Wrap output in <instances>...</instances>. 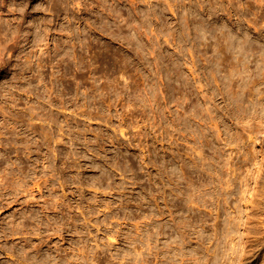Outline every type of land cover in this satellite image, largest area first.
Masks as SVG:
<instances>
[{
	"label": "rangeland",
	"instance_id": "obj_1",
	"mask_svg": "<svg viewBox=\"0 0 264 264\" xmlns=\"http://www.w3.org/2000/svg\"><path fill=\"white\" fill-rule=\"evenodd\" d=\"M245 38L264 50V0H0V127L21 130L0 137V264H212L215 244L244 264L264 228V60L245 69Z\"/></svg>",
	"mask_w": 264,
	"mask_h": 264
},
{
	"label": "bare ground",
	"instance_id": "obj_2",
	"mask_svg": "<svg viewBox=\"0 0 264 264\" xmlns=\"http://www.w3.org/2000/svg\"><path fill=\"white\" fill-rule=\"evenodd\" d=\"M18 39H19V38H17L16 41H18ZM64 40H65V39H64ZM66 40H67V39H66ZM18 43H19V42H18ZM58 44L60 45V43H58ZM58 44H57V45H58ZM59 45H58V46H59ZM62 45H63V44H62ZM65 45H66V44H65ZM241 46L245 49V50H244V59H245L244 67H245V69H247L248 71H250L249 67H251L252 63L254 62L253 58H248L249 55H250V56H255V57H256V56H259L258 60H259V59H261V61L264 60V50L261 49V48H259V49L257 50V49L255 48V45H254V40H251V39L249 40V38H245V39H244V42L241 44ZM258 46H259V44H258ZM59 47H60V46H59ZM65 47H66V46H65ZM65 47L61 50V52L58 51V52H60V53L62 54V56H63V54H64L63 58H65V57H66L65 54L68 53V51H67V49H66ZM257 52H258V54H257ZM56 53H57V52H56ZM56 53H55V54H56ZM60 53H57V54L59 55ZM69 53H70V52H69ZM52 55H53V54H52ZM242 55H243V52H242ZM242 55H239V58H240ZM74 57L76 58V57H77V54H76V56H74ZM63 58H62L63 61L66 60V58H65V59H63ZM58 59H60V58H58ZM60 60H61V59H60ZM60 62H61V61H60ZM261 63H263V62H261ZM261 63H259V64H261ZM64 67H66V64L64 65ZM66 70H67V69H65V73H64V74L68 73ZM66 75H67V74H66ZM66 75H65V76H66ZM62 77H64V76H62ZM62 77H61V78H62ZM61 81L64 82L63 79H62ZM13 86H14V85H12V87H13ZM27 86H28V85H27ZM3 87H4L3 85H2V86L0 85V90H2ZM5 87H6V86H5ZM28 87H29V86H28ZM247 87H249V86H247ZM23 89L28 90V91L33 90V89H31V88L28 89L27 87H26V88H23ZM237 99H238V98H237ZM237 99H235L236 104H237L239 101L241 102V103L239 102L240 105H241V104H244V101H243L244 99H243V100H239V101H238ZM240 99H241V98H240ZM237 101H238V102H237ZM245 102H246V101H245ZM239 103L237 104L238 106H239ZM242 106H243V105H242ZM35 107H36V105L32 108V111L30 112V116H29V119H30V120H32V118H33V116H34V108H35ZM234 114H235V113H234ZM234 114H233V116H234ZM237 114H238V113H237ZM237 114L235 115V117L237 116ZM229 116H230V115H229ZM240 116H241V115H240ZM211 117H213L212 119H214V115L211 116ZM216 117H217V115H216ZM231 117H232V116H231ZM241 117H242V116H241ZM13 118H14L13 121H15L16 117H13ZM217 118H218V117H217ZM212 119H210V120H212ZM232 119H234V118H232ZM9 120H10V118L7 119V118L5 117V122H6V123H7ZM22 120H24V117H22ZM237 120H238V118H237ZM240 120H243V119L241 118ZM218 121H219V120H218ZM218 121H217L216 119L213 120L212 123L214 124V126L211 124V126L213 127L212 130L214 129V127H215L214 130H216V127L219 125V124H218ZM235 121H236V120H235ZM243 121H244V120H243ZM236 122H237V121H236ZM32 123H33V122H29V124H32ZM250 124H251V123H250ZM252 124H253V123H252ZM252 124H251V125H252ZM258 124H259V123H257L256 125H258ZM256 125H255V126H256ZM245 126H246V125H245ZM247 126H248V125H247ZM255 126H254V127H255ZM18 127H19V126H18ZM219 127H220V125H219ZM248 127H249V126H248ZM257 127H258V126H256V128H257ZM4 128H6L7 130L5 131L2 127H0V137H2V134H3V133H7L8 131H9V132L11 131L12 134H16V136L14 137V139L17 140V139L19 138V135H20V133H21V130H20V129H19V130L17 129V124H16V123H14V127H12V129H10L8 125H7V126H4ZM250 128H252V126H250ZM256 128L252 129V131H251V136H253V133H252V132H256ZM217 129H218L219 132H220L221 128H218V127H217ZM258 129L260 130V124H259V128H257V131H259ZM244 130H245L246 132H248L250 129L248 128V130H247V129H244ZM51 131H52V130H51ZM51 131H49V132L47 131L46 136H48V134H51L50 136H53V133H52ZM214 132H215V131H214ZM216 132H218V131H216ZM244 133H245V132H244ZM215 134H216L217 137H218V134H217V133H215ZM215 134H212V135L214 136ZM216 135H215V136H216ZM220 135H221V134H219V137H220ZM3 136H4V135H3ZM217 137L215 138V140L217 139ZM7 138H8V137H7ZM221 138L223 139V137H221ZM229 138L231 139V137H229ZM27 139H28V138H27ZM27 139H26V140H27ZM224 139H225V138H224ZM230 139H229V141H230ZM29 140H30V139H29ZM29 140H28V141H29ZM213 140H214V139H213ZM227 140H228V138H227ZM227 140H226V139L224 140V141L226 142V143H224V144H227ZM1 142H2V140H1ZM19 142H22V141H19ZM214 142H215V141H214ZM26 143H27V142H26ZM231 143H232V142H231ZM231 143L229 142V144H231ZM229 144H227V145H229ZM231 145H232V144H231ZM245 145H247V144L245 143ZM243 146H244V145H243ZM243 146H242V148H244ZM247 146H249L248 148H250V145H247ZM246 148H247V147H246ZM248 148H247V149H248ZM223 149L225 150V148H223ZM223 149H220V150H222L221 153L218 152L217 154L213 151V152H212V155H213V153H214V155H216V156H217L218 154H221L222 157H223V156L225 157V153H224ZM240 149H241V148H240ZM240 149H239V152H241ZM244 149H245V148H244ZM244 149H243L242 152H244ZM250 149H252V148H250ZM250 149H249L248 151H250ZM245 151H246V150H245ZM248 151H246L245 154L248 153ZM251 151H254V150L252 149ZM216 152H217V151H216ZM226 152H227V151H226ZM2 153H3V152H2ZM251 153H252V152H249V154H251ZM5 154H6V153H5ZM5 154H4V155H5ZM212 155H211L210 157H212L211 159L214 160V158H213ZM227 155H228V154H227ZM227 155H226V156H227ZM231 155H232V154H231ZM246 155H247V154H246ZM251 155H252V154H251ZM221 156H220V157H221ZM229 156H230V152H229ZM248 156H249V155H248ZM248 156H247V157H248ZM222 157H221V159H222ZM252 157H253V156H251V159H252ZM225 158H226V157H225ZM229 158H231V157H228V159H229ZM249 158H250V157H248V159H249ZM8 159H9V158H8ZM215 159H216V158H215ZM242 159H245L243 162H245L244 165H247V166L249 165L248 163H250V162L253 163V160H254V159H253V160H250V159H249V161H248V159H246V158H244V157H243ZM242 159H241V161H242ZM216 160H218V162L220 161L219 159H216ZM225 160H226L225 162H223L224 160H223V161L221 160V164H222V162H223L222 165H224V166H225L224 163H226V164L228 163L227 159H225ZM230 160H231V159H230ZM246 160H247L248 162H247ZM214 161H215V160H214ZM214 161H212V162H214ZM241 161L239 162L240 165H238V162H236V164H237V165H236V166H237V169H238V166H239V167L241 166L240 168L243 167V166H242L243 164H241V163H243V162H241ZM216 162H217V161H215V163H216ZM215 163L213 164L214 166L217 164V163H216V164H215ZM229 163H230V161H229ZM234 163H235V162H233V164H234ZM252 163H251V164H252ZM263 163H264V162H263ZM263 163H261V166L263 165ZM251 164H250V165H251ZM218 165H220V164H218ZM222 165H221V166H222ZM229 165H230V164H229ZM221 166H220V167H214V169H215V171H216L217 173H218V171L221 170ZM231 166H232V165H231ZM247 166H245L244 168H246ZM259 166H260V165H259ZM212 167H213V166H211V170H212ZM263 167H264V165H263ZM263 167H262V168H263ZM219 168H220V169H219ZM225 168H226V167L223 168V166H222L223 171H224ZM228 168H230V166L227 167L226 169H228ZM233 168H234V167H233ZM244 168H243V171H242V172H244V171L247 172L248 169H247V170H244ZM248 168H249V166H248ZM260 168H261V167H260ZM260 168H258V169H260ZM262 168H261V169H262ZM214 169H213V170H214ZM235 169H236V168H235ZM235 169H232V170L235 171ZM232 170H231V171H232ZM238 170H239V169H238ZM238 170H237V172L235 173V174H237V176H238ZM250 170L252 171L253 168L250 169ZM255 170H256V169H255ZM215 171H214V172H215ZM221 171H222V170H221ZM221 171H220V172H221ZM223 171H222V172H223ZM239 171H240V170H239ZM257 171H258V170H257ZM214 172H213V173H214ZM216 172H215V173H216ZM226 172H228V170H227ZM213 173L211 174V176L214 175ZM224 173H225V171H224ZM230 173H231V172H230ZM219 174H220V173H218V175H219ZM225 174H226V173H225ZM257 174H258V172H257ZM221 175H222V174H221ZM227 175H229V174L227 173ZM230 175H231V174H230ZM239 175H240V174H239ZM242 175H243V174H242ZM248 175H249V171H248ZM215 176L217 177V175H215ZM223 176H224V175H223ZM223 176L221 177L222 180H220V181L223 183V187H225V190H227L226 188L232 187V186H231V183H232V185H233L234 181H236V179L234 178V177H236V176L232 175V178H233V179H230L229 177L227 178L226 175H225L226 177H223ZM258 176H260V177H259L260 179H258ZM218 177H219V176H218ZM230 177H231V176H230ZM240 177H241V175H240ZM240 177H239V179L244 178L245 176L243 175V177H241V178H240ZM214 178H215V177H214ZM214 178H213V179H214ZM245 178H246V177H245ZM248 178H249V177H248ZM215 179H216V178H215ZM218 179H219V178H218ZM242 180H243V179H242ZM246 180H248V179H246ZM256 180H259V181H256V183L259 182V184H258L259 187H258V188H261V189L264 190V169H263V171L259 172V174L257 175ZM214 181H215V180H214ZM214 181L212 180V182H214ZM215 182H216V181H215ZM215 182H214V183H215ZM214 183H212V184H214ZM216 183H217V182H216ZM235 184H236V183H235ZM235 184H234V185H235ZM214 185L216 186V184H214ZM215 186H214V189L216 188ZM221 186H222V185H221ZM236 186H237V184H236L234 187H236ZM240 186H241V185H240ZM260 186H261V187H260ZM241 187H242V186H241ZM232 188H233V187H232ZM258 188H257V186H256L255 189H258ZM216 189H217V188H216ZM233 190H234V189H233ZM263 190H260V189H259V190H256V191H261V193H263V192H264ZM239 191H242V190L240 189ZM216 192H217V191H212V193H213V194H212L213 197H214V194H215ZM254 192H255V191H254ZM254 192H253V193H254ZM224 193H226V191L223 192V195H224ZM255 193H256V192H255ZM261 193H259L260 196H262V195L264 196V193H263L262 195H261ZM216 194H218V192H217ZM216 194H215V196H217V197H215V198L217 199V198H219V197H218V195H216ZM226 195H227V193H226ZM226 195H225L224 197H226V200H227V202H228V201H229V198H227ZM254 195H255V194H254ZM257 196H258V195H257ZM263 196H262V197H263ZM257 198H258V197H257ZM236 199H237V198H236ZM254 199H256V198H254ZM259 199L261 200L262 198H259ZM218 201H219V200H218ZM258 201H259V200H258ZM261 201H263V200H261ZM237 202H239V201H237ZM213 203H214V206H215V204H217V203H215V202H213ZM261 203H262V202H261ZM263 203H264V202H263ZM238 204H239V203H238ZM258 204H259V203H258ZM237 206H238V205L236 204V207H237ZM256 207H257V206H256ZM256 207H255V208H256ZM237 208H238V207H237ZM258 208H259V207H258ZM258 208H257V209H258ZM214 209H216V208H214ZM252 210H253V212L255 211L253 208H252ZM31 211H32V210H30V212H31ZM34 211H35V210H33V212H34ZM26 212H27V211H26ZM214 212H215V211H214ZM257 212H258V211H257ZM255 213H256V211H255ZM26 214H28V213H26ZM218 214H219V213H218ZM29 215H30V214H29ZM215 215H216V214H215ZM254 215L257 216L256 214H254ZM32 216H34V213L32 214ZM215 217H217V216H215ZM258 217H259V216H258ZM252 218L254 219L253 216H252ZM252 218H251V219H252ZM251 221H253V220H251ZM22 222H23V221H22ZM215 222H216V221H215ZM252 223H253V222H252ZM14 224H15V223H14ZM214 224H215V223H214ZM214 224H213V226H215ZM217 224H218V223H217ZM217 224H216V225H217ZM253 224H254V223H253ZM15 225H16V224H15ZM250 225H251V228H252V229H253V227H254V228L256 227V226H254V225H253V227H252V224H250ZM250 225H249V228H250ZM259 225H260V224H258V226H259ZM11 227H12V225H11ZM13 228H15V226H14ZM13 228H12V229H13ZM227 228H228V227H226V229H227ZM224 229H225V228H224ZM226 229H225V230H226ZM256 229H257V228H256ZM260 229L262 230V227H261ZM260 229H259V230H260ZM215 230H217V226L215 227ZM228 230H229V229H228ZM254 230H255V229H254ZM261 230H260L259 232H262L263 235H262L260 238H259L260 235H259V236H258V235H255V234H257L258 231H257L256 233H254V235H253V233H252L253 231L249 229V230H248V233H249V231H252V232H251L252 235H251L250 233H249V234L246 233V234H248V236H247V235H246V236L248 237V242H249V244H248L247 246L244 245V247L246 246V247L244 248V250H242L243 248H241V250L243 251V256L241 255V256L243 257V259H241V260H242L241 263L244 261V264H252V260H253L252 258H254V257L256 256V253H258L259 250L262 249V247H260V246L264 244V228H263L262 231H261ZM213 231H214V230H213ZM255 231H256V230H255ZM255 231H254V232H255ZM215 232H216V231H215ZM218 234H219V232L217 231V234H216V233H215L214 235L212 234V235H211L212 238H211V237H210V238L216 240ZM218 236H219V235H218ZM247 237H245V240L247 239ZM219 239H220V237H219ZM211 242H212V240H211ZM219 242H220V240H219L217 243L219 244ZM213 243L215 244L216 242H213ZM245 243H246V242H245ZM245 243H244V240H243V244H245ZM214 244H213V246H214ZM228 244H229V242H228ZM235 244H236V243H235ZM218 246H219V247H218ZM232 246H233V245H232ZM220 247H221L220 244H219V245L215 244V247H207L208 249H210V252L212 251V253L208 252V254L211 256V259L213 260V262H211L212 264H222V263H224V260L220 259V256H221L222 254H224V253H227V251L229 250V248H228L227 246H224V245H223V247H226V248L223 250V251H225V252L221 254L220 249H218V248H220ZM229 247H231V246H229ZM233 247H234V246H233ZM235 247H236V246H235ZM235 247H234V248H235ZM149 248H150V251L152 252L153 247L151 246V243H150V247H149ZM211 248H212V249H211ZM247 248H249L250 250H248ZM263 250H264V249H263ZM242 251H241V254H242ZM228 252H229V251H228ZM184 253H185V252H184ZM184 253H181V256H180L179 259H173V261H176V262H179V261H182V260L184 261V259L187 258V257L185 258V255H187V254H184ZM260 253H261V252H260ZM260 253L258 254V258H260V256L262 255V254H260ZM194 255H195V254H194ZM227 255H228V253H227ZM195 256H196V255H195ZM222 256L224 257V255H222ZM222 256H221V257H222ZM229 256H230V255H229ZM263 256H264V255H263ZM191 257H192V256H190L189 258H191ZM212 257H213V258H212ZM225 257H228V256H226V254H225ZM189 258H188V259H189ZM188 259H187V260H188ZM197 259H198L199 261H198ZM219 259L222 260L223 262L219 261ZM229 259H230V258H229ZM256 259H257V258H256ZM261 259H262V258H261ZM192 260H193V259H192ZM254 260H255V259H254ZM195 261H198L199 264H207L208 259H207L206 261H202L201 258H200V255H199V256H197V258L195 259ZM225 261H226V259H225ZM261 261H262V260H260V262H261ZM185 262H186V261H185ZM187 262H188V261H187ZM187 262H186V263H187ZM227 262H228V261H227ZM229 262H230V260H229ZM186 263H184V264H186ZM209 263H210V262H209ZM182 264H183V263H182ZM187 264H188V263H187ZM225 264H226V263H225ZM256 264H257V263H256ZM259 264H260V263H259ZM262 264H264V261L262 262Z\"/></svg>",
	"mask_w": 264,
	"mask_h": 264
},
{
	"label": "water",
	"instance_id": "obj_3",
	"mask_svg": "<svg viewBox=\"0 0 264 264\" xmlns=\"http://www.w3.org/2000/svg\"><path fill=\"white\" fill-rule=\"evenodd\" d=\"M110 163H112V162H108V161H104V162H99V167H98V169H97V171H96V173L97 172H101V173H103V174H105L106 175V179H111V178H113V173H112V170L110 169ZM123 164L122 163H119V167H123L122 166ZM96 179V178H95ZM86 180H89L88 178L86 179ZM97 180V179H96ZM105 180V179H104ZM104 180L103 181H100V183H103L104 182ZM90 181V180H89ZM60 218V217H59Z\"/></svg>",
	"mask_w": 264,
	"mask_h": 264
}]
</instances>
